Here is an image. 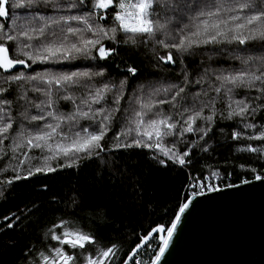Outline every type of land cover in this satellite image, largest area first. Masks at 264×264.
Listing matches in <instances>:
<instances>
[{"label":"snow or ice","instance_id":"1","mask_svg":"<svg viewBox=\"0 0 264 264\" xmlns=\"http://www.w3.org/2000/svg\"><path fill=\"white\" fill-rule=\"evenodd\" d=\"M10 7L26 10V15L10 16L9 0H0V21H4L0 22V72L8 74L7 87L0 86V158L10 152L11 160H18L12 168L14 175L0 181V197L4 196V186L10 187L22 178L79 167L84 158H99L107 151L105 138L121 113L123 123L113 137L111 151L147 149L164 166L169 161L181 167L190 164L188 158L197 146L208 150L207 138L216 124L218 102L226 108L219 111L220 118L241 125L239 131L231 132L232 140L264 142V125L257 128L248 122L264 113V0H94L90 6L89 0H11ZM158 7L163 13L157 11ZM109 15L112 24L106 26ZM119 33L125 35L124 44L151 43L158 65H175L177 60L183 65L185 56L207 45H236L231 59L239 66L204 68L196 79L182 68L179 82L153 87L146 94L141 91L125 108L121 101L125 99L127 80L119 84L105 81L107 70L102 66L94 70L99 61L117 54L116 48L106 46V42L119 45ZM249 43L259 44L256 52L241 47ZM157 48L165 50L166 55L157 53ZM75 61L87 62L89 66L72 64L75 70L11 74L17 65L62 66ZM127 71L133 77L137 74L134 67ZM10 91L16 93L11 100L6 98ZM61 102H70L71 111H60ZM165 105H170L171 111L165 112ZM14 110L16 117L12 115ZM17 119L20 122L14 130ZM250 128L256 133L248 134L246 130ZM186 134H193L196 139L185 140ZM169 138L173 140L171 145L166 143ZM7 140L11 143L6 145ZM198 141H203V145H198ZM180 144H184L183 150ZM33 150L43 154L41 164L34 168L29 162ZM246 150L264 151L252 144ZM26 162L28 169L22 175ZM256 179L262 177L257 175ZM207 190L218 189L209 184ZM203 194L193 191L192 197ZM190 203L188 198V202L179 205L170 226L159 224L138 237L139 242L131 248V255L125 254L123 264H129L153 233L166 232L159 237V251L151 259V264H158ZM20 219L15 212L4 216L5 230L14 229ZM60 227L65 229L61 235H51V240L60 246L47 255L40 252L39 260L32 264H81L83 251L78 254L75 250L86 251V246L97 243L94 235L69 228L64 221ZM117 251L115 244L97 248L94 254L83 256V264H113Z\"/></svg>","mask_w":264,"mask_h":264},{"label":"trees","instance_id":"2","mask_svg":"<svg viewBox=\"0 0 264 264\" xmlns=\"http://www.w3.org/2000/svg\"><path fill=\"white\" fill-rule=\"evenodd\" d=\"M91 3L92 0H89V6ZM10 4L11 0L10 16L26 15V10H12ZM157 11L163 13L160 7ZM7 22L10 23V20ZM104 23L106 26L112 24L111 15ZM118 40L121 42L119 45L106 42V46L116 48L117 54L105 61H99L94 70H98L99 66L105 68V81L119 84L121 80H127L125 99L121 101L125 108L131 98L141 91L146 94L153 87L179 82L182 79V68L187 70L191 79H196L204 68L229 69L239 66L237 61L231 59L232 50L236 45H207L185 56L183 65L179 60L175 65H158L151 43L138 42L135 46L124 44L123 33L118 34ZM241 47L256 52L259 44L249 43ZM156 52L166 55V51L160 48H157ZM9 54H13L12 46H9ZM173 56L175 59V52ZM72 64L77 67L89 66L87 62L79 61L62 66L37 63L30 68H17L11 74L22 71L26 75H33L46 69L75 70ZM129 67L137 69L134 77L127 71ZM6 75L8 74L0 72V86L7 87ZM99 82L98 78L97 83ZM195 90L197 89L194 88L193 91ZM15 96L13 91L6 94V98L10 100ZM216 107L218 114L213 132L207 138L208 150L204 151L200 146L195 147L188 158L191 163L183 167L171 161L167 166L161 165L158 159L153 158L154 153L147 149L111 151L113 137L123 123L121 113L118 114L112 131L105 138L107 151L102 152L99 158H84L79 161V167L64 168L47 175L34 174L27 179L15 181L10 187L4 186V196L0 197V264H32L34 260H39L40 252L49 254L52 248L60 246L58 241L51 240V235L62 234L65 230L60 227L62 221L66 222L67 227L90 233L96 238L97 243L86 246V251L75 250L78 254L83 251V256H87L89 253L94 254L97 248L115 244L118 251L113 264H121L125 254L139 242L138 237L146 235L151 228L159 224L170 226L179 205L185 203L193 191H207L209 184L216 188L236 184L254 179L257 175L263 178L264 151L252 153L246 148L248 144H252L264 149V142L244 138L232 140L231 132L234 129L239 131L241 125L238 121L220 118L219 111H226L223 103L218 102ZM59 109L68 112L71 111L72 105L70 102H61ZM163 110L169 112L171 106L165 105ZM12 115L16 117L17 111L14 110ZM19 122L17 119L14 130ZM248 122L255 123L257 128H260L264 125V113H258L254 121L249 118ZM82 123L87 126L86 122ZM246 131L248 134L256 133V129L250 128ZM195 139L193 134L185 136V140ZM172 142V138L166 141L169 145ZM10 143L11 140L5 141L6 145ZM198 145H203V141H198ZM180 148L183 150L184 144H180ZM17 155L23 158L19 153ZM42 155L39 150L29 153V162L33 168L41 164ZM16 164L18 160H11L10 152L8 156L0 158V181L14 175L12 168ZM27 169L28 162L23 166L22 175H26ZM13 212L20 215L21 219L14 229L5 230L3 225L6 222L3 217ZM66 250L72 251L67 248ZM158 251L159 243L155 237L129 264H136V261L151 264V259H154ZM83 256L80 257L81 264Z\"/></svg>","mask_w":264,"mask_h":264},{"label":"water","instance_id":"3","mask_svg":"<svg viewBox=\"0 0 264 264\" xmlns=\"http://www.w3.org/2000/svg\"><path fill=\"white\" fill-rule=\"evenodd\" d=\"M217 189L188 197L189 208L158 264H264V177ZM164 234L153 233L149 241L160 243Z\"/></svg>","mask_w":264,"mask_h":264},{"label":"rangeland","instance_id":"4","mask_svg":"<svg viewBox=\"0 0 264 264\" xmlns=\"http://www.w3.org/2000/svg\"><path fill=\"white\" fill-rule=\"evenodd\" d=\"M92 3H94V0H92ZM164 235H166V232H165V234ZM160 244V243H159Z\"/></svg>","mask_w":264,"mask_h":264},{"label":"built area","instance_id":"5","mask_svg":"<svg viewBox=\"0 0 264 264\" xmlns=\"http://www.w3.org/2000/svg\"><path fill=\"white\" fill-rule=\"evenodd\" d=\"M204 192V191H203Z\"/></svg>","mask_w":264,"mask_h":264}]
</instances>
